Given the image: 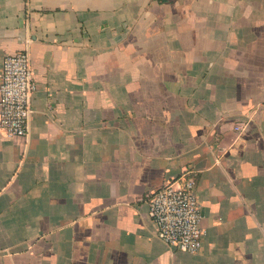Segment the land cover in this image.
<instances>
[{
	"label": "crops",
	"instance_id": "0c3cea01",
	"mask_svg": "<svg viewBox=\"0 0 264 264\" xmlns=\"http://www.w3.org/2000/svg\"><path fill=\"white\" fill-rule=\"evenodd\" d=\"M25 47L0 264H264V0H0V70ZM187 171L195 254L157 236L146 199Z\"/></svg>",
	"mask_w": 264,
	"mask_h": 264
},
{
	"label": "built area",
	"instance_id": "2783aa9c",
	"mask_svg": "<svg viewBox=\"0 0 264 264\" xmlns=\"http://www.w3.org/2000/svg\"><path fill=\"white\" fill-rule=\"evenodd\" d=\"M35 90L28 48L4 56L0 70V134L28 137ZM195 186L193 172L187 171L165 182L146 198L157 236L172 249L190 254L200 250L204 235Z\"/></svg>",
	"mask_w": 264,
	"mask_h": 264
}]
</instances>
